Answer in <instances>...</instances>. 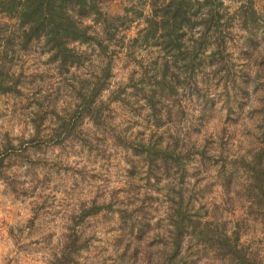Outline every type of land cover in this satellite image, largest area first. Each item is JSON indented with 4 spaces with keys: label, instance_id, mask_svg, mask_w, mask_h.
<instances>
[{
    "label": "clouds",
    "instance_id": "1",
    "mask_svg": "<svg viewBox=\"0 0 264 264\" xmlns=\"http://www.w3.org/2000/svg\"><path fill=\"white\" fill-rule=\"evenodd\" d=\"M87 3L91 5L93 0ZM170 3L95 0V8L82 14L76 0H54L57 11L63 5V16L75 30L91 38L63 39L65 49L83 58L82 65H67L63 75L58 74L62 57L50 60L59 52L49 43L51 33L42 32L38 41L34 37L27 54L21 49L23 36L16 41V62L10 75L15 78L20 66L25 65L26 71L48 72L53 78L43 84L19 85L25 95L5 96L4 100L15 99L16 103L0 105L4 113L0 119V156L6 150L11 153L0 168L4 219L0 264H60L69 252L72 264H241L234 253L264 264V204L256 202L260 188L254 187L252 170L243 166L255 163V153L262 146L256 138L264 133L257 125L264 120L245 115L236 127L224 124L225 94L232 91V85L230 81L216 84L224 72L212 75L221 63H236L234 71L243 68L237 58L253 27V15L259 26L258 38L264 36V0H212L207 4L194 0L192 11L198 7L200 11L188 15L195 27H181L187 35L178 51L192 52L203 38L207 25L196 22L207 21L218 12L223 17L221 24L230 21V26L215 34V30L209 32L210 46L201 52L203 71L198 70L187 84L176 83L188 78L184 69L187 61L176 60L174 54L164 56L159 48L152 47L166 29L160 27L155 37L145 39L152 21L160 24L170 19L163 11L156 12ZM48 15L45 7L43 16ZM31 28L30 22L19 32ZM13 30L10 28L5 36ZM221 33L226 34L225 55H232L209 66L207 60L217 51ZM254 59L264 60V41ZM165 61L169 69L166 76ZM260 70L257 65L250 70L251 75L255 78ZM164 80L176 88V95H169L167 88L157 84ZM258 82H264V75L254 79L249 91ZM189 87H198L218 101L217 119L205 125L201 134L193 131L200 115V98L195 92L191 97L186 95ZM37 88L43 90L33 96ZM153 91L159 101L155 114L148 102ZM262 96L264 90L252 97L246 111L264 107L258 99ZM30 100L43 101L44 106L32 103L21 107ZM86 101L89 107L84 111ZM181 109L187 113L184 118L179 117ZM45 112L48 115L41 122L37 117ZM157 121L163 126L158 127ZM222 128L227 131L222 132ZM34 140L42 141L39 147L34 146ZM209 140L215 143L208 155H223L227 170L236 169L231 185L225 183L224 175H218L220 165L205 169L201 164L198 153ZM155 151H175L181 156L191 151L193 158L184 161L182 168L172 166L169 174L161 158L149 165L148 158ZM231 161L242 163L234 166ZM94 207L100 211L91 212ZM181 212L196 214L191 216L199 221L195 231L193 224L185 223L184 234L178 235ZM124 213L130 214L126 222ZM145 222L151 224V230L143 239H136ZM73 243L77 251H71Z\"/></svg>",
    "mask_w": 264,
    "mask_h": 264
},
{
    "label": "trees",
    "instance_id": "2",
    "mask_svg": "<svg viewBox=\"0 0 264 264\" xmlns=\"http://www.w3.org/2000/svg\"><path fill=\"white\" fill-rule=\"evenodd\" d=\"M71 2V0H69ZM77 3L81 4L80 11L82 14L86 13L89 8H95V0L93 3L89 5L87 0H76ZM204 2L211 3L212 0H204ZM156 3V0H153V4ZM195 3H199V0H195ZM23 5V8H21ZM173 5L175 7H173ZM47 7V11L49 13L48 17L43 16V11ZM194 7V0H171L169 6L165 9H156V12L163 11L166 17L170 16V19H165L162 23L158 24L155 21L151 22V26L149 31L146 34L145 39L148 37H155L157 30L160 27L166 29V31L162 34L161 39H157L153 42V48H159L164 56L169 54H174L175 59L179 61H187L184 64V69L188 72V78L185 81H180L177 79V84H187L188 80H191L197 73V71H203L205 60L201 58V52L210 46L211 41L209 40V32H220V29L224 26H230V21L225 22V24H221V20L223 19L220 13H215V15L211 16L207 21H200L196 23H205L207 25L203 38L197 43V46L193 49L192 52L186 51H178L183 47V37L187 35V33L180 31L181 27L184 25H188L191 30L195 27V23L190 19L188 13L191 12L192 15H196L200 8H196V11H192ZM203 7V5H201ZM61 10L57 11L54 6V0H0V41L3 42V51H0V97L1 96H13L20 97L24 95L21 87H18L22 84L23 76L22 74H18L13 78L10 75L11 67L16 61L15 48L14 45L16 41L23 36V41L21 43V49L26 54L29 53L32 48V40L35 37L37 41L39 40V36L42 32H49L52 34L49 43L52 44L53 47H58L59 52L53 57L50 58L51 61H55L57 56L62 57V63L58 66L59 72L58 74L63 75L65 71H67V65L71 63H77L82 65L83 58L74 56L72 52L65 49L63 47V39L66 37H80L83 40H89L90 37L86 36L84 33L78 32L75 30L72 22L67 19V17L63 16L62 8L63 5L60 6ZM253 27L249 29L250 35L244 41V45L241 47L239 61L243 62V68L234 71L237 68L236 63H232L231 66L228 63H221L220 67L216 69L212 75L219 76L221 72H224L223 76H220V79L216 81V84L219 85L221 81H230L232 85V89L236 88L241 93H246L249 95V89L247 88L250 81L254 82L260 80L261 75H264V60H255L254 53H256L257 49L260 46L261 41H264V36H260L258 38L259 26L256 24V18L253 15L250 17ZM32 23V28L30 31L19 32V29H22L25 24ZM247 26V25H246ZM10 28H14L10 34L5 36V33L9 32ZM225 33H221V35L217 38V51L210 54L209 59L207 60V64L209 66L217 63L223 62L228 59L232 54L227 53L225 55L226 42L224 40ZM191 39V38H190ZM134 42H136L134 40ZM13 52L12 56L8 55L9 51ZM47 63V62H45ZM153 63H157V61H153ZM257 65L260 66V71L256 72L255 78L251 75L250 70ZM249 69V70H244ZM168 64L167 61L164 62L163 73L166 76L168 73ZM34 77H37L35 75ZM40 78V76L38 77ZM7 81H12L11 84L7 83ZM239 81V82H237ZM157 84H160L162 87L168 89V94L171 96L176 95V88L170 84L166 80L157 81ZM256 88H261L264 90V82L255 83ZM227 87V85H226ZM256 88H253L256 90ZM138 91L142 92L143 89H138ZM59 92V88H58ZM195 92L197 96L200 98V109L201 112L206 113L207 108L211 105L208 96L204 95L200 92L198 87H189V91L186 93L189 97H191L192 93ZM231 92H226L227 95L230 96ZM155 91H153V97L149 98V103L153 106V112L158 113L159 109L155 107L159 101L154 99ZM262 103H264V96L259 97ZM179 103V101H175ZM37 105L43 107V103L38 100ZM89 107V103L86 101L83 110L87 111ZM53 114L54 113V110ZM260 114L262 115V120H264V107L259 108ZM171 113V109H169ZM48 113L45 112L43 115H38V119L42 122ZM186 116L185 111L181 109L179 111V117L184 118ZM171 114L169 116V122H171ZM199 122H197V126ZM157 126H163L161 122L157 121ZM260 128H264V123L259 124ZM227 131V129H223L222 132ZM163 138H161L162 140ZM231 139V137H230ZM59 142V141H57ZM34 146L39 147L42 141L34 140ZM223 143H227L224 141ZM260 150L255 153L254 156V164H243L244 167L252 170L253 175L256 180V184L254 187L260 188V195L257 197L258 204H264V140L260 142ZM176 147H179V141L176 142ZM9 148L12 146L9 144ZM211 149L210 144H205V149L198 154L202 157L201 164L206 168L208 162L211 165H220V171L218 175H224L225 183L231 185L236 176V169L229 172L228 169V161L227 159L221 155L219 158H215L213 156L208 155V152ZM12 151H15L12 149ZM140 151V149H137ZM5 153H9L7 150ZM4 156H0V168L3 167L4 164ZM156 158H161L163 166L167 172L170 174V169L174 165H180L183 167L184 161H191L193 158V153L189 151L185 153L183 156L172 152L161 153L159 151L153 152L148 160L149 165H154ZM223 161V163H222ZM231 163L235 166L237 161H231ZM159 167V165H156ZM199 171V170H198ZM186 176V170L182 174L183 178ZM250 195H256V193H250ZM100 211L99 207H94L91 209V212L95 213ZM129 213H124L125 222ZM180 220L178 222L179 232L178 235H183L185 231V223L193 224V230L199 226V221H193L191 219L193 214H188L181 212L179 213ZM159 224V222H157ZM151 224L145 222L136 233V239H143L145 235H147L148 231L151 230ZM71 247V251H77V247L75 243H73ZM231 250V249H229ZM135 254H139V250L136 251ZM176 255V253H173ZM241 262V264H255V262H250L245 258L243 253H234ZM60 264H72V255L71 252L67 253Z\"/></svg>",
    "mask_w": 264,
    "mask_h": 264
},
{
    "label": "rangeland",
    "instance_id": "3",
    "mask_svg": "<svg viewBox=\"0 0 264 264\" xmlns=\"http://www.w3.org/2000/svg\"><path fill=\"white\" fill-rule=\"evenodd\" d=\"M239 60V58H237ZM16 62V61H15ZM14 62V63H15ZM25 64H27V61H25ZM21 71L19 72V74H22L23 76V81L21 85H33L36 84L38 81L43 84L46 80H50L52 79V75L48 72H44V71H26L25 69V65H21ZM28 68H31L32 65H27ZM35 75H37V77H34ZM40 76V78H38ZM254 82L250 81V83L247 85L248 89H249V85L253 84ZM253 88H256V84L254 87H252L251 91H249V95H247L246 93H241L239 90H237L236 88H233L230 96L226 95V101H225V107H226V113H225V117H224V124L229 125L230 128L236 127L238 125H240L241 121L245 118V115H247V118L252 119L253 117H259L260 119H262V115L260 114L259 108H253L250 111H246L248 108L249 103L252 100V97L254 95H256V93H259L262 91L261 88H256V90H254ZM43 89L42 88H37L36 92L33 93V96L37 95L39 92H41ZM57 92H58V88H57ZM25 95V93H24ZM24 95L20 96L23 97ZM48 95H51L50 93ZM207 96V95H206ZM5 96H1L0 97V105H3L5 103H12L15 104L16 100L15 99H9V100H4ZM10 98H19V97H13V96H8ZM45 100L48 99V96L46 95ZM208 99L211 102V105L207 108L206 113L201 112L200 109V115L197 117V122H199V125L196 126L193 131L197 134H201L204 131L205 125H211L212 121L217 119L216 116V106H217V98L215 97H210L208 96ZM259 99V97H258ZM38 100H30L28 101L27 104L22 105V108H27L30 107L32 103H36L37 104ZM44 105V102L41 101ZM186 116L187 113L185 112ZM4 116V113L2 111V107H0V119H2ZM257 127H259V125H257ZM260 128V127H259ZM223 130V128L221 129V131ZM236 130L238 131V127L236 128ZM235 136V133H233V137ZM231 137V139L233 138ZM259 143L261 141L264 140V133H262L260 136H258L256 138ZM210 144L211 146L215 143V141L209 140L206 141V144ZM14 152V151H13ZM11 153H5L3 158H6L8 155H10ZM2 157V156H1ZM5 160V159H4ZM209 165H211L210 162L207 163L206 168L207 169L209 167ZM5 165L3 164V167ZM9 166H11L9 164ZM2 167V168H3ZM15 191V189H13ZM21 195L23 196H27V193H22ZM41 208L44 207V204H41L40 206ZM36 217L33 218V221ZM3 224H4V219H3V201L0 200V247H2V243H3Z\"/></svg>",
    "mask_w": 264,
    "mask_h": 264
}]
</instances>
